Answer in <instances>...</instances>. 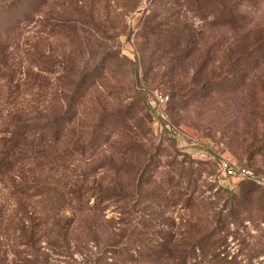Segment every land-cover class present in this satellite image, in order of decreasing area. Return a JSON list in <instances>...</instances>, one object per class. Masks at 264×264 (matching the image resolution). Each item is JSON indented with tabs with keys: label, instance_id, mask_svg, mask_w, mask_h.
<instances>
[{
	"label": "rangeland",
	"instance_id": "rangeland-1",
	"mask_svg": "<svg viewBox=\"0 0 264 264\" xmlns=\"http://www.w3.org/2000/svg\"><path fill=\"white\" fill-rule=\"evenodd\" d=\"M214 7L201 0H0V117L40 114L47 139L48 131H62L42 154L47 159L19 168L39 183L27 193L34 196L29 211L56 213L71 227L78 264L98 252L97 242L102 250L111 244L119 222L126 235L138 228L141 251L178 231L188 244L186 264H264V185L219 170L227 160L264 179V0H242L228 24L206 14ZM242 47L248 56L224 74L222 55ZM161 96L169 97L164 118L154 109ZM83 180L90 192L80 200L55 186ZM115 182L127 199L92 211ZM15 200L16 190L0 184L2 251L19 243L9 220L19 211ZM34 227L48 264H66V255L46 245L59 242L44 240L50 227ZM178 260L167 255L161 264Z\"/></svg>",
	"mask_w": 264,
	"mask_h": 264
},
{
	"label": "trees",
	"instance_id": "trees-1",
	"mask_svg": "<svg viewBox=\"0 0 264 264\" xmlns=\"http://www.w3.org/2000/svg\"><path fill=\"white\" fill-rule=\"evenodd\" d=\"M206 6L215 5L214 10L208 11L206 14L208 16H213L218 24L223 22L224 24L233 23L235 21L234 9L236 6L241 4L242 0H201ZM261 42H255L252 46H256ZM264 43V42H263ZM263 46V45H262ZM247 49L243 47L241 49L232 50L230 53L222 55V72L225 74L228 72L232 64L238 60V58L246 57L244 54ZM191 53L184 56L189 57ZM238 57V58H236ZM233 77H229L230 79ZM178 93L174 95L177 96ZM18 115L8 114V116L2 118L0 117V122L2 123L3 129L0 130V184H7L10 189L16 190V196L19 200H15L14 203L18 206L19 211L14 213L13 216L9 218L11 220V229L14 234H17L16 239L18 244L11 247L10 250L2 251L0 248V264L7 263L8 253H12L13 264H48L50 253H46L45 250L40 246L41 239L43 236H39L38 229L35 226L36 222H43L45 227H50V231L45 236L44 240L55 237L59 242H51L47 240L48 246L52 251V254L59 256L66 255L68 257V262L66 264H78L73 258V253H71V237L70 231L71 227L64 226L61 224L60 216L56 213L50 215H40L38 218L35 216L34 206L33 212L29 211L28 206L31 205V201L34 196L28 195L27 193L38 186V182L32 175L25 177L21 174V168H19V163H34L37 159H47L48 156L42 155L46 150L53 147L59 140V134L62 131L53 130L48 131L50 138L47 139L44 135L46 127L42 124L43 116L37 114L35 116L29 114ZM62 119V117H61ZM60 119V120H61ZM54 155H49L53 157ZM55 161H60L62 159L54 157ZM58 164V163H57ZM57 166V165H56ZM20 174V176L16 175ZM19 178L23 185H15ZM88 182L81 181H65V183H57L56 187L68 188L71 193L78 196L80 200L83 195L90 192L88 187ZM139 183L135 184V192L139 193ZM55 187V188H56ZM112 192H108L105 196L97 199V206L91 209L94 212H101L100 210L104 207H98V205L105 204L108 201H119L122 199L124 201L127 199L123 196L121 192V184L115 182ZM151 195V194H149ZM129 199V197H128ZM137 205V203H135ZM75 215L69 222H75ZM30 225L26 227V225ZM118 226V227H117ZM114 228V232L111 233L110 245L104 248H100L99 242L95 245L98 252L92 257L85 256L82 258V264H124L130 260L132 264H161L163 262L164 256L178 257L177 264H186L189 258V254L186 252L188 244L180 242L177 240L178 236H182V233L167 232L170 233V238L168 240L162 241V243L157 244V241L151 239L149 244L146 245L145 251H141L139 240L136 238V229L133 226L132 231L129 235H126L128 231H123L120 222ZM53 232V233H52ZM135 235V236H134ZM163 240V238H160ZM199 243V242H198ZM198 243L192 246L193 250H197ZM126 251H130V256L122 258ZM110 254V256H108ZM187 255V256H186ZM67 261V259H66Z\"/></svg>",
	"mask_w": 264,
	"mask_h": 264
},
{
	"label": "built area",
	"instance_id": "built-area-1",
	"mask_svg": "<svg viewBox=\"0 0 264 264\" xmlns=\"http://www.w3.org/2000/svg\"><path fill=\"white\" fill-rule=\"evenodd\" d=\"M169 100V97L161 96L159 103L155 104L154 109L158 118H164L163 104ZM219 170L223 173L225 178L228 179H247L255 181L261 185H264V179L256 175L252 170L248 168H240L234 166L227 160H221L219 162Z\"/></svg>",
	"mask_w": 264,
	"mask_h": 264
}]
</instances>
